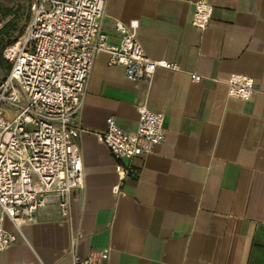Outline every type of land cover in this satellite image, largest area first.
Wrapping results in <instances>:
<instances>
[{
	"label": "crops",
	"instance_id": "1",
	"mask_svg": "<svg viewBox=\"0 0 264 264\" xmlns=\"http://www.w3.org/2000/svg\"><path fill=\"white\" fill-rule=\"evenodd\" d=\"M209 1V24L198 29L193 0H105L110 43L120 41L117 21L135 20L146 56L181 70L158 67L148 83L95 57L76 115L84 185L73 192L71 222L49 201L0 264H73L71 228L80 256L108 250V264H264V0ZM233 73L253 78L249 99L227 94ZM140 104L163 115L166 139L116 159L96 134L108 117L133 132ZM17 112L5 104L7 118ZM129 164L130 176L119 168Z\"/></svg>",
	"mask_w": 264,
	"mask_h": 264
},
{
	"label": "built area",
	"instance_id": "2",
	"mask_svg": "<svg viewBox=\"0 0 264 264\" xmlns=\"http://www.w3.org/2000/svg\"><path fill=\"white\" fill-rule=\"evenodd\" d=\"M193 5L191 24L205 29L213 6L209 0H193ZM27 7L23 32L2 51L10 69L0 82V252L25 239L22 226L33 222L37 209L49 201L56 203L60 218L71 222L73 192L84 185L76 115L95 57L105 53L107 64L121 66L127 79L148 83L158 67L181 70L175 62L146 56L135 20L117 21L120 41L110 43L101 27L105 0H27ZM190 75L193 81L201 79ZM226 85L227 94L240 99L254 92L248 75L233 73ZM5 104L17 105L18 112L7 118ZM137 113L133 132L108 117L104 131L96 134L116 159L150 153L166 139L161 113L145 104L137 106ZM119 168L134 174L130 164ZM6 220L13 231L4 226ZM80 237L70 229L73 264H108V250L80 256Z\"/></svg>",
	"mask_w": 264,
	"mask_h": 264
},
{
	"label": "trees",
	"instance_id": "3",
	"mask_svg": "<svg viewBox=\"0 0 264 264\" xmlns=\"http://www.w3.org/2000/svg\"><path fill=\"white\" fill-rule=\"evenodd\" d=\"M1 10L2 11L0 13L2 14V16L11 15V18L5 23H3L2 26L0 27V68H4V67L9 68V65L8 66L6 65L7 62L2 56V51L5 48V46L12 43L18 36L21 35L25 23L22 26L18 27L17 25L19 19L18 10L16 9L11 10L10 8H5L4 10L3 9ZM26 20L27 21L29 20V15L27 13L25 14V21ZM10 31H12L11 34H9ZM8 36H11V38L4 40V38L5 37L7 38Z\"/></svg>",
	"mask_w": 264,
	"mask_h": 264
},
{
	"label": "rangeland",
	"instance_id": "4",
	"mask_svg": "<svg viewBox=\"0 0 264 264\" xmlns=\"http://www.w3.org/2000/svg\"><path fill=\"white\" fill-rule=\"evenodd\" d=\"M10 8L11 10H18L19 11V19H18V27L22 26L24 23L26 24L28 21H25V14H29V11L27 10V0H3L0 1V12L1 9ZM3 19L0 17V20ZM24 24V26H25ZM24 29V28H23ZM3 74L0 72V82L3 79Z\"/></svg>",
	"mask_w": 264,
	"mask_h": 264
}]
</instances>
